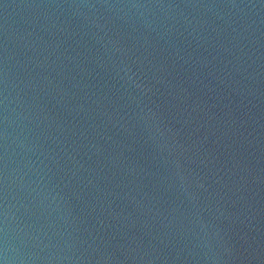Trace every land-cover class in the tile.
I'll return each instance as SVG.
<instances>
[{
  "label": "water",
  "instance_id": "1",
  "mask_svg": "<svg viewBox=\"0 0 264 264\" xmlns=\"http://www.w3.org/2000/svg\"><path fill=\"white\" fill-rule=\"evenodd\" d=\"M0 264H264V0H0Z\"/></svg>",
  "mask_w": 264,
  "mask_h": 264
}]
</instances>
